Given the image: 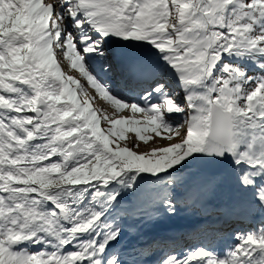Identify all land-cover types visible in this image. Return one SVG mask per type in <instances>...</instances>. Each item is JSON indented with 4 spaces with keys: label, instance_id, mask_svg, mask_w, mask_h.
Wrapping results in <instances>:
<instances>
[{
    "label": "snow or ice",
    "instance_id": "obj_1",
    "mask_svg": "<svg viewBox=\"0 0 264 264\" xmlns=\"http://www.w3.org/2000/svg\"><path fill=\"white\" fill-rule=\"evenodd\" d=\"M0 264H264V0H0Z\"/></svg>",
    "mask_w": 264,
    "mask_h": 264
},
{
    "label": "bare ground",
    "instance_id": "obj_2",
    "mask_svg": "<svg viewBox=\"0 0 264 264\" xmlns=\"http://www.w3.org/2000/svg\"><path fill=\"white\" fill-rule=\"evenodd\" d=\"M64 68H66L67 69V71H68V74L69 75H75L77 78H79V76H78V72L76 71V70H73V69H70V68H68L67 66H66V64H64ZM82 83H85V86L87 87V85H86V82H84V81H81ZM89 91H94V90H92V89H90L89 88ZM97 103H99V104H97ZM95 105L97 106V107H104V108H108V110H110V111H112V109L110 108V106H108V105H106V104H104L102 101H100L99 99L98 100H96L95 101ZM122 115H125V116H128V115H130L131 113L129 112V111H127V110H125V111H122V113H121ZM140 117V116H139ZM138 117V118H139ZM248 220H244V221H238L237 223H236V225L238 224L239 226H241V229L240 230H243V231H246V227L248 228V227H250L251 228V221H249L248 223ZM243 228V229H242ZM249 228V229H250ZM233 229H238V228H234L233 227ZM233 229H231V228H229V229H223L222 230V233H221V235L219 236V237H221L222 235H230L231 233H229V232H232L233 231ZM216 239V238H215ZM214 240V239H213ZM189 242V241H188ZM190 242H192V241H190ZM230 243H232V241L230 242ZM230 243H228V244H230ZM227 244V245H228ZM212 247L213 248H215L216 249V246H215V243H213V241H212ZM221 248H225V246H222ZM217 252H218V250H217ZM222 252V251H221Z\"/></svg>",
    "mask_w": 264,
    "mask_h": 264
},
{
    "label": "rangeland",
    "instance_id": "obj_3",
    "mask_svg": "<svg viewBox=\"0 0 264 264\" xmlns=\"http://www.w3.org/2000/svg\"><path fill=\"white\" fill-rule=\"evenodd\" d=\"M66 71V70H65ZM102 126H103V124H102ZM132 134L133 133H126V137H132ZM133 140H135V138H132ZM127 143V145L129 146V147H132V144L131 143H129L128 141H127V139L126 140H123V141H120V144H121V146H124V144H126ZM167 143V140H156V139H154V140H150V141H148L147 143H145V142H142V141H140V142H138V147H136L135 149H133V150H135V151H138V152H146V151H148V150H150L151 148H153V147H156V146H158L159 144H166ZM258 219V218H257ZM238 222V221H237ZM237 222H234L232 225H231V227H229V228H231V229H233V227L236 225V223ZM249 222V221H248ZM247 222V223H248ZM237 226H239L238 224L236 225V227ZM229 228H227V229H229ZM250 227H246L245 229H246V231H248V230H250L249 229ZM226 229V228H225ZM229 233H232V232H229Z\"/></svg>",
    "mask_w": 264,
    "mask_h": 264
}]
</instances>
